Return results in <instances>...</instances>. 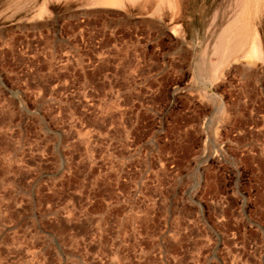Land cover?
<instances>
[{"label":"rangeland","instance_id":"obj_1","mask_svg":"<svg viewBox=\"0 0 264 264\" xmlns=\"http://www.w3.org/2000/svg\"><path fill=\"white\" fill-rule=\"evenodd\" d=\"M241 10L0 0V264H264V0L200 77Z\"/></svg>","mask_w":264,"mask_h":264},{"label":"bare ground","instance_id":"obj_2","mask_svg":"<svg viewBox=\"0 0 264 264\" xmlns=\"http://www.w3.org/2000/svg\"><path fill=\"white\" fill-rule=\"evenodd\" d=\"M107 1V0H106ZM118 1V0H117ZM120 1V0H119ZM124 1V0H123ZM135 1V0H131ZM226 1V0H225ZM122 2V1H121ZM254 2V1H253ZM252 2V3H253ZM108 3V2H107ZM116 4V2H114ZM161 3V2H160ZM242 10L241 14L232 19L220 32L214 46V53L218 56V61L212 64L209 70L201 72V79L203 82L213 83L217 81L222 73L221 66H224V62L231 54H235L241 50H245L242 58L251 59L252 65H256L260 54L259 35L256 31H253L249 22L243 17L245 14L246 0H239ZM249 3V2H248ZM251 3V2H250ZM125 4V3H124ZM153 4V3H152ZM165 4V3H164ZM254 4V3H253ZM166 5V4H165ZM161 6V5H160ZM250 6V5H249ZM162 7V6H161ZM217 7V6H216ZM231 8V7H230ZM155 9V8H154ZM158 9V6H157ZM253 9V8H252ZM145 10V9H144ZM142 12V11H141ZM146 12V11H145ZM160 12V11H159ZM227 12V11H226ZM235 12V11H234ZM215 13V12H214ZM152 14V13H151ZM223 14V13H222ZM237 14V13H236ZM156 15V14H155ZM224 15V14H223ZM222 15V16H223ZM225 16V15H224ZM247 17V16H246ZM249 19V18H248ZM213 21V20H212ZM207 22V21H206ZM226 22V21H224ZM257 28V27H256ZM216 29V28H215ZM202 29V33H203ZM212 33V32H211ZM214 33V32H213ZM205 36V35H204ZM213 39V38H212ZM210 40V39H209ZM205 49V48H204ZM203 49V50H204ZM209 49V48H208ZM207 53V52H206ZM228 53V54H227ZM240 54V53H239ZM203 55V54H202ZM208 55H206L207 57ZM216 56V57H217ZM228 56V57H227ZM236 56V55H235ZM209 58V57H208ZM199 59V58H198ZM217 59V58H216ZM241 60V58H240ZM226 63V62H225ZM201 64V63H200ZM228 64V63H227ZM226 65V64H225ZM230 65V64H229ZM228 65V66H229ZM227 66V65H226ZM202 69V68H201ZM196 71V69H195ZM195 73V72H194ZM224 76V75H223ZM196 77V74H195ZM198 77V76H197ZM222 79V78H220ZM199 81V80H198ZM202 82V81H201ZM203 83V84H204ZM205 87V86H204Z\"/></svg>","mask_w":264,"mask_h":264},{"label":"crops","instance_id":"obj_3","mask_svg":"<svg viewBox=\"0 0 264 264\" xmlns=\"http://www.w3.org/2000/svg\"><path fill=\"white\" fill-rule=\"evenodd\" d=\"M137 18H149V16H139Z\"/></svg>","mask_w":264,"mask_h":264}]
</instances>
